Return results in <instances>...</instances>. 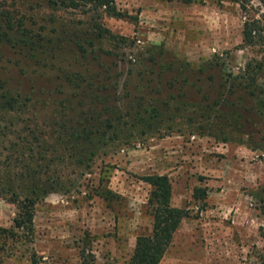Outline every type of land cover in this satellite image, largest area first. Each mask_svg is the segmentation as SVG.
<instances>
[{
  "label": "rangeland",
  "instance_id": "1",
  "mask_svg": "<svg viewBox=\"0 0 264 264\" xmlns=\"http://www.w3.org/2000/svg\"><path fill=\"white\" fill-rule=\"evenodd\" d=\"M116 5L125 17L50 0H0V21L8 25L10 17L25 38L0 33V95L27 103L24 121L76 119L94 104L102 108L108 94L112 104L143 97L151 113L161 111L135 127L124 121L128 133L101 147L83 175L65 166L76 186L37 203L33 241L9 240L1 264H32L33 251L37 264H80L83 245L96 264L126 263L137 236L152 231L151 186L143 179L149 174H167L173 205L189 212L160 264H262L264 152L228 141V120L203 117L192 105L204 103L207 93L213 101L225 76L242 73L258 57V46L244 44L243 28L248 16L264 27V0H248L246 11L214 0ZM99 25L110 34H101ZM210 60L218 64L204 73L187 67L189 82L170 84L184 77L180 66L199 68ZM167 102L180 110H169ZM11 119L0 109V132ZM196 187L207 189L206 199L194 198ZM98 189L115 196L106 200ZM15 215V204L0 196V227H12ZM4 240L0 236V246Z\"/></svg>",
  "mask_w": 264,
  "mask_h": 264
},
{
  "label": "trees",
  "instance_id": "2",
  "mask_svg": "<svg viewBox=\"0 0 264 264\" xmlns=\"http://www.w3.org/2000/svg\"><path fill=\"white\" fill-rule=\"evenodd\" d=\"M50 1L65 8L94 7L97 11L103 10L110 16L118 18L126 16L118 9L116 0ZM166 1L190 4L205 0ZM214 1L237 3L242 11L247 10L248 0ZM8 22L6 25L0 21V33L6 36V39L15 36L24 41L25 38L20 37L10 17ZM99 28L101 34H110L102 25H99ZM110 36L114 37L112 34ZM243 41L245 45L259 47L258 57H252L242 73L225 76L224 83L213 101L210 93H207L203 97L204 103L201 101L198 105L192 106L193 108L198 106L200 112L204 111L201 113L203 117L208 119L228 120V141L245 143L252 149L264 152V83L261 82L264 79V27L260 19L247 17L244 22ZM215 63L218 64V61L210 60L199 68H191L188 64L182 65L179 72L184 77L175 78L170 84L181 80L182 84L188 83L190 77L186 74L187 67L191 71L204 73ZM210 77L213 78L211 75ZM184 95L186 93L178 96L172 94L169 100L178 101ZM102 96L99 94L96 97ZM18 97H10L8 93L0 95V109L12 114L11 121H5V126L0 132V143L2 141L0 145H3L0 147V196L16 206L12 227H0V236L5 239L0 250H7L9 240L33 241L37 203L53 191L69 190L76 186L77 179L66 171L65 166L74 165L82 171L75 173L74 176L83 175L90 169L94 156L101 147L120 138V134L128 133L125 128L129 124L124 121H132L131 126L135 127L138 121H152L161 114L156 108L153 109L154 113H151L145 106L143 97L130 99L131 103L128 106H119L111 103L108 94L103 99L102 108L97 109L94 104L86 110L79 111L76 119L24 121L23 114L27 103ZM208 101L211 103L208 104ZM166 105L169 110H180L179 105L173 106L169 102ZM107 114L109 115L106 117ZM19 122L24 123L20 126ZM1 135H4V139ZM143 179L151 186L148 209L153 218L152 231L137 236L133 253L124 264H160L183 219L189 215L186 208L173 205V186L167 174H149L143 176ZM97 194L109 201L115 196L108 189H98ZM193 196L198 200H204L207 197V189L196 187ZM262 251L259 260L264 264V250ZM79 258L80 264H96L95 254L89 245L80 247ZM31 260L32 264L38 263L36 251L32 252ZM1 262L0 259V264Z\"/></svg>",
  "mask_w": 264,
  "mask_h": 264
}]
</instances>
